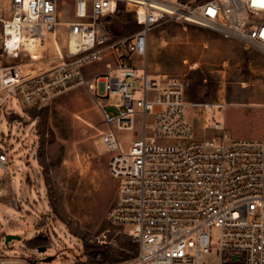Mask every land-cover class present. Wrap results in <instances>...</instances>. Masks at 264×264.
Wrapping results in <instances>:
<instances>
[{
	"label": "built area",
	"instance_id": "2783aa9c",
	"mask_svg": "<svg viewBox=\"0 0 264 264\" xmlns=\"http://www.w3.org/2000/svg\"><path fill=\"white\" fill-rule=\"evenodd\" d=\"M119 10L138 29L115 38L110 21ZM167 21L264 46V0H0V108L14 94L41 105L74 81L92 80L97 97L120 95L117 115L102 108L98 138L116 184L107 219L137 247L125 264H207L202 257L211 248L214 264H264V139L232 137L219 119L225 102L190 101L186 81L149 71L150 32ZM56 32L68 46L57 65L36 72L24 69L31 62H11L37 59L27 40ZM92 62H104V70L84 80L81 68ZM188 109L210 138L193 140ZM5 161L0 150V170L8 173ZM0 264L35 263L0 256Z\"/></svg>",
	"mask_w": 264,
	"mask_h": 264
},
{
	"label": "rangeland",
	"instance_id": "374dc122",
	"mask_svg": "<svg viewBox=\"0 0 264 264\" xmlns=\"http://www.w3.org/2000/svg\"><path fill=\"white\" fill-rule=\"evenodd\" d=\"M137 29L124 10L110 21V30L122 37ZM62 33H47L29 50L37 59L11 62H31L24 69L36 72L57 65L68 55ZM147 61L151 73L186 81L188 100L225 102L219 119L232 137L264 139V46L194 23L167 21L150 32ZM103 70L104 62H92L81 73L88 80ZM93 88L92 80L74 81L41 105L20 102L14 94L0 108V150L9 170H0V256H23L35 264H101L85 249L100 246L117 259L115 264L134 258L136 244L107 219L116 184L98 138L105 128L102 108L117 115L122 99L111 93L94 96ZM187 118L193 140L212 136L192 109ZM205 119L212 121L210 115ZM218 234L211 229L214 243ZM6 235L18 238L6 243ZM40 246L49 248L40 252ZM202 261L217 263L216 248Z\"/></svg>",
	"mask_w": 264,
	"mask_h": 264
},
{
	"label": "trees",
	"instance_id": "16d2710c",
	"mask_svg": "<svg viewBox=\"0 0 264 264\" xmlns=\"http://www.w3.org/2000/svg\"><path fill=\"white\" fill-rule=\"evenodd\" d=\"M119 35H116L115 38H118ZM30 240H33L30 239ZM87 251V255L91 258H95L96 256H99L101 258L100 262L101 264H115L117 263V259L112 257L109 253V251L104 248H101L100 246H86L85 247Z\"/></svg>",
	"mask_w": 264,
	"mask_h": 264
},
{
	"label": "bare ground",
	"instance_id": "6f19581e",
	"mask_svg": "<svg viewBox=\"0 0 264 264\" xmlns=\"http://www.w3.org/2000/svg\"><path fill=\"white\" fill-rule=\"evenodd\" d=\"M40 42H38V39L37 38H34V39H29V40H27V48H28V50H30V51H33V49L36 47V44H39ZM70 48V51H74L75 50V46H74V43L73 42H71L70 43V46H69Z\"/></svg>",
	"mask_w": 264,
	"mask_h": 264
},
{
	"label": "water",
	"instance_id": "95a60500",
	"mask_svg": "<svg viewBox=\"0 0 264 264\" xmlns=\"http://www.w3.org/2000/svg\"><path fill=\"white\" fill-rule=\"evenodd\" d=\"M107 19H109V16L106 17ZM11 238H18L17 236H13V235H6L5 236V242L7 243L9 241V239ZM46 249H45V246H40L37 248V251H40V252H44ZM52 257H47L45 258V261H49L51 260Z\"/></svg>",
	"mask_w": 264,
	"mask_h": 264
}]
</instances>
